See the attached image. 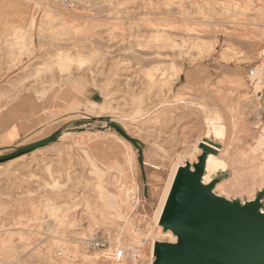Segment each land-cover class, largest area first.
Masks as SVG:
<instances>
[{"label": "rangeland", "instance_id": "1", "mask_svg": "<svg viewBox=\"0 0 264 264\" xmlns=\"http://www.w3.org/2000/svg\"><path fill=\"white\" fill-rule=\"evenodd\" d=\"M263 49L264 0H0V264H114L115 238L119 264H153L173 242L153 223L167 180L200 144L227 164L213 192L253 200ZM195 103L223 114L221 138Z\"/></svg>", "mask_w": 264, "mask_h": 264}, {"label": "water", "instance_id": "2", "mask_svg": "<svg viewBox=\"0 0 264 264\" xmlns=\"http://www.w3.org/2000/svg\"><path fill=\"white\" fill-rule=\"evenodd\" d=\"M199 149L196 163L176 171L159 218L176 241L155 242L153 264H264V191L244 203L218 196L213 189L225 175L202 180L216 150L205 144Z\"/></svg>", "mask_w": 264, "mask_h": 264}, {"label": "bare ground", "instance_id": "3", "mask_svg": "<svg viewBox=\"0 0 264 264\" xmlns=\"http://www.w3.org/2000/svg\"><path fill=\"white\" fill-rule=\"evenodd\" d=\"M259 55H260V63L255 67L256 74H255V78H252L251 85L253 87V90L255 91L257 89L256 92L260 94L261 90H262V87H264V85H263V83H264V49L261 52H259ZM184 101H181V102H184ZM187 103L188 102H184L183 106H185V104H187ZM189 103L191 105H193L192 102H189ZM229 103H230V105L232 104V102H229ZM168 104H171L173 106L175 105V104H173V102H169ZM176 104H178V103H176ZM192 107L195 110L199 111L201 113L199 115H202V117H203L202 120L204 122H206L207 124H209L208 126H209L210 129H212V134L214 135L215 139L221 138L223 136V132H224V127L222 126V122L224 121L223 114L218 112V110H216L217 108L214 109V108L209 107L208 105L205 106V105H203L201 103H195L194 106H192ZM192 107H190V108H192ZM156 111H157V109L154 108V109H151L149 111V113H155ZM263 111H264V109H263ZM105 117H107V116H105ZM97 118H100V117H97ZM109 118L111 120L113 118H116L118 120L120 119V117L115 116V115H111V116H109ZM195 147H196V145H195ZM195 147H194V150H195ZM210 147L216 150V154H209L208 157H207L206 165H205V172H204V176H203V179H202L203 183H205V184L209 183L210 181L213 180V179H211V175L213 173L217 172L218 170H222L223 171V170H225L227 168L226 162L222 159L223 157H222L221 151L216 149V148H214V147H212V146H210ZM192 153H191V155H192ZM250 153L252 154L253 157L257 158V160L262 164V167H264V128H263L262 134L256 139L255 144L250 148ZM179 167L180 166L178 164H176L172 168L170 176H169V178L167 180V184H166V188H165L163 197L161 198V201L159 203L158 209H157L155 217H154V222L153 223H154V227L155 228L162 229L161 226L159 225V218H160V215L162 213V210H163L165 201L167 199L169 190L171 188L173 179L175 177L176 171H177V169ZM228 188L230 190L231 189L234 190L236 187H234L233 185H228ZM118 227H119L120 233H123L125 236L129 237V234H128L129 233V229L126 228L127 226L124 223H119ZM163 234L166 235L167 237H170L173 240V242H171V243H174L176 241V237L173 234H171V232H169V231L164 232L163 231ZM117 243L118 244L120 243V239L119 238H115L113 241H111V243H110L111 246H110V249L108 251H112L113 248H114V244H117ZM151 244H152V242H151ZM153 246H154V244H153ZM120 247L125 249V247L122 246V245ZM152 253H153V247H152ZM104 259L106 261L110 262L106 258H104Z\"/></svg>", "mask_w": 264, "mask_h": 264}, {"label": "built area", "instance_id": "4", "mask_svg": "<svg viewBox=\"0 0 264 264\" xmlns=\"http://www.w3.org/2000/svg\"><path fill=\"white\" fill-rule=\"evenodd\" d=\"M250 75L252 77H255V73L254 71L250 72ZM82 243L85 247H87L88 249H92V250H96V251H104L105 252V244L103 242L102 239H98V238H86L82 240ZM56 258L58 259H62L64 258L63 255V248L62 249H58L55 253ZM126 251L124 248L122 247H118L113 249L112 251H108L104 253V258H106L107 260H109L110 262L114 263V264H119L122 260H124L126 258ZM129 258H133V259H137L138 258V254L135 253H131L129 255Z\"/></svg>", "mask_w": 264, "mask_h": 264}, {"label": "trees", "instance_id": "5", "mask_svg": "<svg viewBox=\"0 0 264 264\" xmlns=\"http://www.w3.org/2000/svg\"><path fill=\"white\" fill-rule=\"evenodd\" d=\"M115 129L117 130V132H118L119 134H121L122 136H124L125 138H127L131 143L135 144V142L132 141L131 139H129L128 137H126L125 134H124L120 129H118V128H115ZM40 146H41V145H40ZM31 149H34V147H32Z\"/></svg>", "mask_w": 264, "mask_h": 264}, {"label": "crops", "instance_id": "6", "mask_svg": "<svg viewBox=\"0 0 264 264\" xmlns=\"http://www.w3.org/2000/svg\"><path fill=\"white\" fill-rule=\"evenodd\" d=\"M225 190H227L228 192H233V196L235 195L234 193H239L240 192V190L239 189H237V188H235L234 190L233 189H229L227 186H225Z\"/></svg>", "mask_w": 264, "mask_h": 264}]
</instances>
